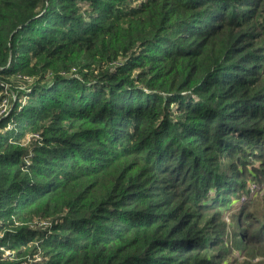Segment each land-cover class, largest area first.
<instances>
[{"label":"trees","instance_id":"16d2710c","mask_svg":"<svg viewBox=\"0 0 264 264\" xmlns=\"http://www.w3.org/2000/svg\"><path fill=\"white\" fill-rule=\"evenodd\" d=\"M249 181L264 0H0V264H264Z\"/></svg>","mask_w":264,"mask_h":264},{"label":"rangeland","instance_id":"374dc122","mask_svg":"<svg viewBox=\"0 0 264 264\" xmlns=\"http://www.w3.org/2000/svg\"><path fill=\"white\" fill-rule=\"evenodd\" d=\"M251 189H252V192L250 191V195L248 196L247 194H243L241 196V200L237 201L236 203L232 204L231 207H234L235 205H237L238 203H243V202H246L248 200H250V202H252V207H256L254 204H261L263 205L262 201H264V199L262 197H264V182L262 183H259L258 185L254 182V181H249V184H248ZM236 210H234V208H230L228 209L226 212H225V216H224V220L226 221L227 223V228H229L232 223H233V213L235 212ZM233 238L230 239V241L232 240ZM237 253V252H236ZM235 253V257L238 259V261H240L243 256L240 255V254H236ZM264 262V258H261Z\"/></svg>","mask_w":264,"mask_h":264},{"label":"built area","instance_id":"2783aa9c","mask_svg":"<svg viewBox=\"0 0 264 264\" xmlns=\"http://www.w3.org/2000/svg\"><path fill=\"white\" fill-rule=\"evenodd\" d=\"M1 111H2V112L5 111V108H3Z\"/></svg>","mask_w":264,"mask_h":264}]
</instances>
